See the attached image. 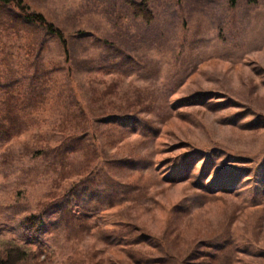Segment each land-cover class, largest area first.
<instances>
[{
	"label": "rangeland",
	"instance_id": "obj_1",
	"mask_svg": "<svg viewBox=\"0 0 264 264\" xmlns=\"http://www.w3.org/2000/svg\"><path fill=\"white\" fill-rule=\"evenodd\" d=\"M21 1L69 53L43 29L0 27V97L9 69L47 73L32 124L0 139V257L264 264V0Z\"/></svg>",
	"mask_w": 264,
	"mask_h": 264
},
{
	"label": "trees",
	"instance_id": "obj_2",
	"mask_svg": "<svg viewBox=\"0 0 264 264\" xmlns=\"http://www.w3.org/2000/svg\"><path fill=\"white\" fill-rule=\"evenodd\" d=\"M228 1L229 4L234 7L237 0ZM257 1L258 0H247L250 4H256ZM128 5L135 17H140L147 23L152 21V13L147 8L145 2H129ZM0 27H3L4 29H16L17 31L25 30L28 32L33 31L35 28L43 29L59 40L66 55L69 53L68 41L64 37L62 31L48 23L42 15L32 13L22 4L21 0H0ZM7 72L8 74L6 78H4L6 79L7 85H4L1 88L4 91V94L3 97H0V139L2 140L13 138L22 129H26L28 124H32L31 118L26 109L32 108V110H34L36 109L37 104L41 105L44 102L45 99L42 94V89L46 87L47 81V73L38 69L32 74V79L30 77L28 78L27 83L19 81L17 76L18 70L9 69ZM25 86H28L27 91H25ZM28 89L30 92L36 90V92H40L41 95L40 100L37 102L34 98H31L30 105L25 108L23 105L24 102L30 101L29 95L31 93L29 94ZM206 104L209 106L212 105L211 103ZM25 118H29V121L25 120ZM133 119L134 117L130 118V116H113L112 118L103 119L102 123L110 127L118 128L122 127V125L125 126L126 124L131 123ZM69 137L67 139H77ZM67 152L73 153V150H66L65 153L67 154ZM196 156L197 155L195 154H187V157L181 160L179 163V169L172 176L173 181L178 182L189 179V168ZM220 172L222 173L223 171ZM28 257L29 253L25 249L18 246L6 245L4 252L0 257V264H20L21 262L26 261Z\"/></svg>",
	"mask_w": 264,
	"mask_h": 264
}]
</instances>
